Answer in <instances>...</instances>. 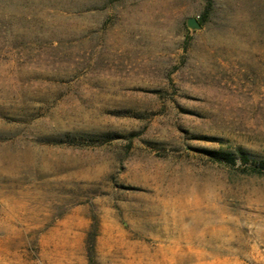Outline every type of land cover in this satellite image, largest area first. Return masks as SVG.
Listing matches in <instances>:
<instances>
[{
  "label": "rangeland",
  "instance_id": "obj_1",
  "mask_svg": "<svg viewBox=\"0 0 264 264\" xmlns=\"http://www.w3.org/2000/svg\"><path fill=\"white\" fill-rule=\"evenodd\" d=\"M239 147L264 0H0V264H264Z\"/></svg>",
  "mask_w": 264,
  "mask_h": 264
},
{
  "label": "trees",
  "instance_id": "obj_2",
  "mask_svg": "<svg viewBox=\"0 0 264 264\" xmlns=\"http://www.w3.org/2000/svg\"><path fill=\"white\" fill-rule=\"evenodd\" d=\"M204 19H199V23L203 25ZM212 160L222 161L230 165H234L237 160L242 164L250 163L248 167H243L241 170L244 173L251 175L264 176V159H251V155L243 148L239 147L234 152H221L216 150L205 151Z\"/></svg>",
  "mask_w": 264,
  "mask_h": 264
},
{
  "label": "water",
  "instance_id": "obj_3",
  "mask_svg": "<svg viewBox=\"0 0 264 264\" xmlns=\"http://www.w3.org/2000/svg\"><path fill=\"white\" fill-rule=\"evenodd\" d=\"M186 26L189 29H201V24L199 23V21L195 18H189L186 21Z\"/></svg>",
  "mask_w": 264,
  "mask_h": 264
}]
</instances>
